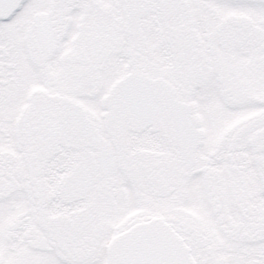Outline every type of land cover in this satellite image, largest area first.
<instances>
[{"label": "snow or ice", "instance_id": "6c2138e0", "mask_svg": "<svg viewBox=\"0 0 264 264\" xmlns=\"http://www.w3.org/2000/svg\"><path fill=\"white\" fill-rule=\"evenodd\" d=\"M0 264H264V0H0Z\"/></svg>", "mask_w": 264, "mask_h": 264}]
</instances>
